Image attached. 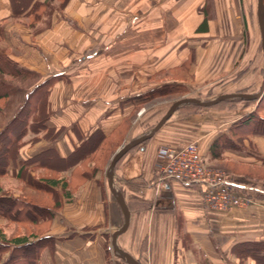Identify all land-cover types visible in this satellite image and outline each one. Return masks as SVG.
<instances>
[{
    "label": "crops",
    "instance_id": "1",
    "mask_svg": "<svg viewBox=\"0 0 264 264\" xmlns=\"http://www.w3.org/2000/svg\"><path fill=\"white\" fill-rule=\"evenodd\" d=\"M21 1L0 0V50L44 77L51 114L39 123L32 124L35 118L23 121V129L9 130L10 139L1 143L6 156L0 163V218L45 234L10 239L0 227V264H121L108 253L123 215L107 186L109 160L103 163L102 145L131 111L140 113V96L146 91L192 80L254 93L262 72L253 34L245 32L240 20V0H64L63 5L50 0L51 10L46 7L38 17L29 13L45 0ZM174 71H183L188 79L154 81L156 75ZM243 112L178 111L151 139L125 154L114 171V187L130 214L127 230L116 239L118 248L140 264H254L251 258L239 259L233 248L264 242V179L229 172L235 188L256 204L211 212L204 208L200 184L181 185L155 168L159 147L194 140L208 162L215 139L226 135L238 141L230 128ZM131 134L128 141L143 133ZM235 145L215 163L264 169V136ZM47 157L63 166L56 169L60 180L55 185L37 174ZM2 178L45 185L50 193L40 192L49 199L53 194L55 209L33 214L28 197L3 187ZM64 178L70 185L62 186L65 192ZM75 179L82 180L78 189ZM14 200L25 205L21 209Z\"/></svg>",
    "mask_w": 264,
    "mask_h": 264
},
{
    "label": "rangeland",
    "instance_id": "2",
    "mask_svg": "<svg viewBox=\"0 0 264 264\" xmlns=\"http://www.w3.org/2000/svg\"><path fill=\"white\" fill-rule=\"evenodd\" d=\"M19 1H20V3L22 2L21 0H19ZM64 3H65L64 0H62L59 5H63ZM50 10L51 9L47 7V12ZM42 12H46V10L41 11V13ZM239 16H240V20L244 26L245 32H249L250 35L253 34L254 45H255L256 65H258L261 68V71H260V73H261L262 68H263V59H262V55H261L260 35H259V29H258L257 17H256V0H240ZM0 51H2V50H0ZM37 75L39 76V78L32 77V78L24 80L25 85H29V88H30L31 86H33L38 81L41 82V79L44 77L41 74H37ZM168 78L169 79L182 78L184 80L188 79V77L186 76V74L183 71H174V72L166 73V74L165 73L158 74L155 76L154 81L162 82ZM260 78H261V74L255 79V81H256V83H255L256 86L254 89L255 92H256V90H259V88H260V84H259ZM5 79H8V78H5ZM189 83L190 84L186 85V86L180 85V86H178L177 90H174L171 93L169 92L167 94L165 93L161 96H157V97L153 98L152 100L147 99L144 96L142 98H140V102L142 105L137 108V110H139L140 113L136 112V114H135L134 111H131V113L122 122L119 129L116 130L114 133H112V137L110 138V140L105 142V144L102 145L99 153H101V154H103V152L105 153V157H104L105 159H104L103 163H106V162L108 163V160H110V158L114 154V152L121 145H123L125 142L128 141L129 137L132 135L131 133H134V134H136L138 132L145 133L146 131L151 129V127L154 124H156L158 122V120L161 118V116H163V114L167 111L169 106L174 101H176L180 98L194 97V98H201V99H207L208 100V99L215 98V97H217L221 94H224V93H231V92L232 93H241V92L245 93V92H248L247 88L243 89V90L241 89V90H236V91L232 90L231 91V90H228V88L226 86L224 88L215 87V85L218 82H216V83L215 82H211V83L201 82L198 85H196V84H194V82L192 80H190ZM47 95H48V93H47ZM47 95H46V97H47ZM66 95H67V93H66ZM47 98L41 104V111H39V113H37V112L35 113L36 115L39 116L38 119H40V120L49 117L51 114L50 110H49L50 107L48 105ZM243 103H244V101H239V102L233 101L232 104H228V103L224 102L223 104H220V105L218 104V106L215 105V106L210 107V108H199L198 107V109L190 110V112L186 108L187 107H195V106H184L182 108H183V110L186 111L183 113H186V114H193V112L196 113L198 111L210 110L212 112L218 111L219 113H220V111H223L224 112L223 115L225 114L226 116H231V115L235 116L236 112L239 113V112H241V110L246 109L245 107L243 109V106H244ZM182 108H180L179 110H181ZM260 114L262 116H264V110H262L260 112ZM135 115L140 116V117H138V119L135 120L134 119ZM136 116H135V118H136ZM38 119L35 118L34 122L39 123ZM1 124L2 123H0V127H1ZM18 125H19V122H18ZM32 128H34V127H32ZM17 132H19V131H16L15 134H17ZM4 139L7 140L8 137L4 136ZM190 142H196L197 143L196 140L190 141ZM138 146H140V145H138ZM138 146L134 147L133 149L137 148ZM133 149H131V150H133ZM130 151H128V152H130ZM124 156L117 162L115 169H117L119 167L118 165L121 163ZM43 161H41V162L45 163L46 166H42V168L38 169V173H37L38 177L41 178L42 180H47V181L48 180H60L59 179L60 177L57 174L56 169L59 167L62 168L63 166H58L57 162L52 161L50 157H47ZM0 163L3 164L2 158L0 159ZM205 163L207 165L206 168L212 169V170H217L220 172H224L229 177H232L229 174V172H234V173H238V174L250 175V176L258 177L260 179H264V169L248 168V167L240 166L239 164H235L233 162H227V161H223L220 163L219 162L218 163L212 162L211 164L209 162L205 161ZM70 165H72V163H70ZM87 165L89 166V164L87 163L86 166H83L80 169L82 171H84L86 169ZM81 181L82 180H80V179L74 180L73 185H74L75 189H78ZM60 182H61L62 191L65 192L64 188L62 186L64 185L66 188H69L70 187L69 181H68V179L64 178ZM1 183H2L3 187L18 189L19 191L24 193L28 197L29 203L33 206V210H35V212L33 214L38 213V212H42L47 207H52L55 209V206H54L55 205V199L53 197V194L51 196L52 198L49 199L48 197H46L45 193L40 192L41 190H43V191H46L47 193L48 192L50 193V190L45 185L39 186V184L36 183V181H30L27 186H24V185H22L20 180H15V179H10V178H2ZM235 190L238 193H240L239 190H237V189H235ZM240 195L243 197H247L243 191H241ZM247 198H249L251 200V203L247 207L234 208L230 211H233L236 209L237 210H246L250 206H253L254 204H256V202L252 198H250V197H247ZM2 200H5V198L4 199L2 198ZM230 211H228V212H230ZM122 222H123V220H122ZM121 225H122V223H121ZM0 227H2L1 229H2L3 235L7 238H10V239L15 238L17 235L21 236L23 234L24 235H30V237L31 236L32 237H35V236L38 237L39 235L42 236L43 234H45V232L39 231L38 228L29 227L28 229H23L22 227H20L16 224L10 223V222L3 220L1 218H0ZM142 245L144 246V244H142ZM108 253L110 255V258L114 257L112 250H110ZM201 258L206 259L203 255L201 256ZM262 263L264 264V260L261 262V264ZM121 264H125V263L123 261H121Z\"/></svg>",
    "mask_w": 264,
    "mask_h": 264
},
{
    "label": "trees",
    "instance_id": "3",
    "mask_svg": "<svg viewBox=\"0 0 264 264\" xmlns=\"http://www.w3.org/2000/svg\"><path fill=\"white\" fill-rule=\"evenodd\" d=\"M48 1L50 0L36 2L29 13L30 17H38L43 15L42 13L44 12L41 13V11H45ZM32 77L39 78L36 73L27 71L21 66H18L6 55L5 51H0V123H2L0 127V159H3V157L6 156V153L2 151L1 143L4 140V136L8 137L6 136L7 132L13 128L21 130L23 129L24 125L23 121L26 122V120L29 118L38 119L39 117L35 113H39V111H41V104L46 99L50 85H47L43 82L40 83L38 81L29 88V85H25L24 80ZM5 78H8L9 80ZM51 81L52 79H50V82ZM178 86L180 85L167 84L144 92L140 98L144 96L145 98L152 100L157 96L177 90ZM225 103L232 104V102ZM243 104V109L244 107L246 109L244 110L242 117L230 128V132L232 135H236L234 137H236V140L238 141H234L231 137L226 135H221L215 139L209 147L208 162L221 160V152L223 150L230 147H235V143H239L241 145L242 141L247 139L249 136H264V116L260 114V112L264 110V97L263 100L257 105L256 102L252 101H245ZM253 107L254 109L250 111V108ZM186 109H188L190 112V110L198 109V107H187ZM179 112L186 111L182 108L179 110ZM41 120L43 121L44 119ZM34 121L32 124H35ZM55 183H58V181H50V184L52 185H55ZM14 201V204L21 202L19 200ZM24 205L25 204L20 203L19 207L22 209ZM31 209H33V206ZM45 210L49 211V208H46ZM233 252L241 260L251 258L254 260V264H261V262L264 260V242L243 243L234 247ZM3 264L7 263L5 262Z\"/></svg>",
    "mask_w": 264,
    "mask_h": 264
},
{
    "label": "built area",
    "instance_id": "4",
    "mask_svg": "<svg viewBox=\"0 0 264 264\" xmlns=\"http://www.w3.org/2000/svg\"><path fill=\"white\" fill-rule=\"evenodd\" d=\"M206 166L196 142L179 147L161 146L156 152L155 168L161 177L181 185L200 184L207 211L228 212L251 203L235 190L236 181L232 177Z\"/></svg>",
    "mask_w": 264,
    "mask_h": 264
},
{
    "label": "water",
    "instance_id": "5",
    "mask_svg": "<svg viewBox=\"0 0 264 264\" xmlns=\"http://www.w3.org/2000/svg\"><path fill=\"white\" fill-rule=\"evenodd\" d=\"M256 17L257 24L260 35V49L261 55L263 59V68H262V79L260 82V88L257 92L248 93H231V94H222L212 99H201L194 97H184L174 101L167 111L163 114V116L158 120L156 124H154L151 129L143 133L142 135L134 138L123 145H121L111 156L108 166L106 168L105 174L107 177V186L111 194L114 196L116 202L118 203L122 215L123 222L122 225L116 229L112 235L110 240V246L112 253L115 257L119 258L125 264H140L136 259L131 257L128 253L122 251L118 248L116 244V239L119 235L124 233L127 230L129 224V210L125 201L122 198V195L116 190L114 187V171L117 162L131 149L134 147L141 145L142 143L151 139L156 132H158L161 127L166 123L168 119L173 116L180 108L184 106H195L199 108H210L215 105L224 103V102H233V101H252L256 102V105L263 100L264 97V0H256Z\"/></svg>",
    "mask_w": 264,
    "mask_h": 264
}]
</instances>
